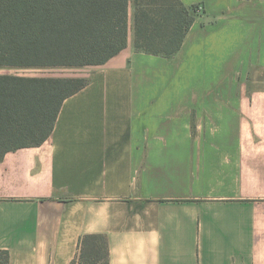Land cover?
Masks as SVG:
<instances>
[{"label": "crops", "instance_id": "obj_1", "mask_svg": "<svg viewBox=\"0 0 264 264\" xmlns=\"http://www.w3.org/2000/svg\"><path fill=\"white\" fill-rule=\"evenodd\" d=\"M182 1L200 8L178 53L132 32L0 161L10 264H71L87 234L109 264H264V0Z\"/></svg>", "mask_w": 264, "mask_h": 264}, {"label": "trees", "instance_id": "obj_2", "mask_svg": "<svg viewBox=\"0 0 264 264\" xmlns=\"http://www.w3.org/2000/svg\"><path fill=\"white\" fill-rule=\"evenodd\" d=\"M199 6L182 0H0V66H100L128 47L172 57ZM90 78L0 74V161L53 133L62 104ZM0 264L10 254L0 249ZM71 264H109L104 234H87Z\"/></svg>", "mask_w": 264, "mask_h": 264}, {"label": "rangeland", "instance_id": "obj_3", "mask_svg": "<svg viewBox=\"0 0 264 264\" xmlns=\"http://www.w3.org/2000/svg\"><path fill=\"white\" fill-rule=\"evenodd\" d=\"M95 66L89 67H16L7 68L6 73L25 76H64L88 78Z\"/></svg>", "mask_w": 264, "mask_h": 264}, {"label": "built area", "instance_id": "obj_4", "mask_svg": "<svg viewBox=\"0 0 264 264\" xmlns=\"http://www.w3.org/2000/svg\"><path fill=\"white\" fill-rule=\"evenodd\" d=\"M200 8V7H199Z\"/></svg>", "mask_w": 264, "mask_h": 264}]
</instances>
